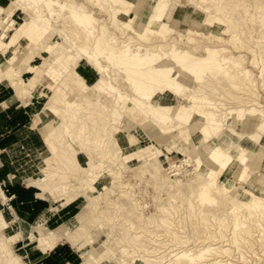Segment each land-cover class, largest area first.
I'll list each match as a JSON object with an SVG mask.
<instances>
[{
  "label": "rangeland",
  "instance_id": "rangeland-1",
  "mask_svg": "<svg viewBox=\"0 0 264 264\" xmlns=\"http://www.w3.org/2000/svg\"><path fill=\"white\" fill-rule=\"evenodd\" d=\"M31 1L36 6L41 2V0ZM58 1L60 4L55 6L54 9L52 8L50 14L47 15L48 20L50 18L56 19L58 20L60 28L61 26L68 27L69 25L67 24V26L62 25V21L59 18L66 17V15L60 16L61 10L64 9L63 5L70 4V16H72V18L74 17L72 22L77 24L76 22L78 21L81 27H84L86 38L90 39V44H88V46H92L93 43V38L90 34H93V37H95L94 40L98 37L99 43L104 41L107 42L106 48L108 50L105 53L106 57L108 55L113 56L117 54V52L113 51H116L118 47H127V45H130L131 48H135L139 47V43L141 44L140 48L143 52L144 47H147L144 41H140V38L134 31H129L130 27H127L126 31L124 28H126L125 25H131L133 29L143 32L145 29L143 26L145 25L148 28L147 32L143 35L145 38L156 35L154 39L151 38L148 40L151 41L149 42V48L154 50L152 52L158 53L159 55H167L168 59L170 58L169 56L173 54L175 59L185 62L186 65L200 68L206 60L215 63L218 60L222 61L221 58H223L225 64L220 67V69L212 68L209 63L208 65H204L205 71L202 72L200 76H197L200 74L198 70L191 72V77H189L190 73H183L184 79L191 80L189 82V84H191L189 88H196V84H200L208 88L210 93L213 92V95H216V93L219 94L217 98L225 100L226 97L224 98V92L225 96L232 97L231 94L227 93L230 88L228 80L220 77V74L223 73V69H225V72H228L232 77L231 80L238 84L240 88L237 94H235V101H239L240 103H236L235 105H244L246 104L244 102L248 104L250 103L249 101L253 100L252 103H256L259 107L241 106L242 109L246 111H255L259 116L264 113V0ZM8 2H10V0H5L1 5L6 7L5 5L9 4ZM101 2L104 4H101ZM3 7H0V17L4 16V13H2ZM19 8L20 6L17 5L15 8L16 10L14 9L15 11L12 9L11 11H14V13L12 14L11 12L9 19L0 27V32H3L4 27H6V30H4L5 32H3V38L0 37L3 43V46L0 47V53H4V51H6V53L9 52L5 44L15 33L19 24L28 16ZM78 11H83L84 14L91 15L94 19L92 21L94 27L93 33H91L90 22L87 19L81 20L79 17L77 18L74 16ZM152 16L157 20L164 19L165 27L154 26L155 22H153ZM95 20L97 21V25L95 24ZM44 40L45 43L56 42L55 46L57 47L61 43L64 45L65 42L67 45L64 50L66 54L65 58L71 56L72 49L68 47L70 42L63 40L58 32H56V36L51 38L45 36ZM79 47L83 48L84 46ZM17 49L16 54H10V56L14 58L18 57L26 48L17 45ZM31 51L34 52L35 50ZM40 53L41 54L35 53L36 55H34L33 60L30 62L33 67L35 66V70L38 69V66L43 61V57L46 56V54L48 55V53L44 54L45 51L43 53L42 50ZM186 55L188 57H184ZM25 56H27V54H25ZM194 58H198L196 64L192 62ZM13 61L14 60H10V63ZM74 61L75 66H77V64L80 65L77 67L79 73H81L80 67L82 64H84L82 68L87 72H96L97 78L91 83L87 82L89 85L94 84L99 78V60L94 59L92 61L87 60L83 56H79L76 57ZM70 63H72V61ZM233 64L237 66L240 73H243V78H239L240 76L232 72L233 70L231 67ZM169 65H171L173 71L181 74V67L175 64H166L165 66ZM66 69L69 70V65ZM35 70L24 73L21 77L22 81L27 82L31 76L34 78L33 75L35 74ZM141 70L144 71L143 68H141ZM207 78L208 81H206ZM0 82L4 83L3 81ZM5 84L6 83L3 85ZM58 84L60 88L64 90L67 97L72 94L73 90L68 86V79L66 77H62ZM177 84L179 88H184V81L178 82ZM27 86L28 84L26 85V89L28 90L27 95L23 100H28L30 97H33V95L38 96L30 98L26 106L30 116L29 125H32V130L35 132H37V130L41 132L43 138L40 135L41 133H36L41 138V145H38L37 137L32 135L26 144L24 142H17L7 149L0 150V152L5 155V158H1L3 165L7 164L8 167L12 168V172L7 175L9 180H18L24 185L30 182L31 185H35L34 187H38H36L39 192L38 195L43 197L47 196L49 202H53L56 198L51 196L50 189L60 191L61 187L54 183L64 181V176L66 178L69 177L71 182H79V186L82 189H87L88 185H97L98 189H101L103 184L100 182L99 177H87V170L93 168L86 157L78 158L80 155V147L74 143V140L80 143H87L90 148L101 152L103 160L114 168V170L108 168L107 171H104V173L110 175V180L111 182L113 180L112 183L114 186L111 189L112 193L109 194L106 192V195H113L117 199L115 202L124 199L125 196L130 197L131 201L137 204L136 206L141 212L142 219H140V223L147 224L151 228L154 224L160 225L158 228H155V233L157 232L158 237L165 242L168 255L166 259L174 258L179 251L188 248V252L191 253L190 256L192 257V261H189L188 264H228V262L231 264L230 259H227L228 253L231 254L230 257L236 258L237 261H244L243 263L238 262L239 264L264 263V239L260 236V227L264 226V198H260L261 202H258L261 204L260 209L255 207L253 210H248V212L251 211L258 218L257 220H251L247 214L235 216V210L227 206V200L229 199L227 189H223L218 184L211 187L214 192L218 194V198L214 194L213 196H209L208 199H202L201 189H191L190 194L186 196L177 189V192L174 194L176 198H169L164 190H159L154 186L148 174L145 173L144 179H140L134 174L133 170L128 169L127 171L124 169L123 163H129L132 160L133 164L131 163V165L134 166V164L139 162L140 158L149 152L158 154V158L162 161L165 171L170 178H177V180L182 182L185 181V177H190L196 170L197 165L195 164V159L203 162L206 167H208L207 164L209 163L201 160L197 153H193L196 156L194 159L187 154L189 151H184L178 136L170 134L171 137L176 136V138H178L174 140L173 137L171 138L167 135L169 133V128L167 125L164 126L162 124L165 123L168 116L166 110L157 106L152 108L160 112V115L162 114L158 116L160 118L163 117L165 119L163 121L150 117L149 115L142 117L145 112L134 105L132 101L133 96L129 95V97H127V94H125L123 105L126 112H131V114H126L125 119L122 121L115 120L111 122L89 113L90 110L84 107L82 108L81 104L76 106L79 112L74 114L73 111L69 112L65 107V105L70 106L69 103L64 102L63 105L61 102L60 107L64 115L62 116V118H64L63 120L61 119V122L63 123L62 126L65 131V139L62 134L55 135L57 131L56 128L52 129L53 132H55L54 135L58 139L59 144L60 142L62 144H60V146L64 149L63 155H61L58 148L51 150L47 146L45 136H54L49 129L43 126V123L40 122L38 118L37 125L34 124L36 113L41 111L46 102L49 101L52 90L46 86H42L39 89L34 83L31 89H28ZM96 87L106 94L105 88ZM12 89L9 87L1 88L0 90L2 93L0 97H5L9 92L11 93L14 91L12 98H22L19 93H16L15 90ZM190 90L184 89L181 93H176L175 96L177 97L180 94L187 95L190 93ZM149 92L147 96L138 97L140 101L147 102V105H149V103L152 104L148 99L153 98ZM196 94H199V92H196ZM209 97L215 96L209 95ZM209 97L206 98L208 103L213 99ZM214 102H218V100ZM84 104L86 105V103ZM0 108L5 107L1 105ZM220 108L222 109L221 111L218 112V110H220L218 107L217 110H215L216 112H214L217 115V119H220L222 112L227 113L230 110V108L223 110V106ZM100 109H105V107ZM139 114H141L140 118H138ZM172 119L174 122L181 124L180 126L189 127V122H187L189 119L184 121L182 118L180 120L173 116ZM204 122L207 126L211 124L205 120ZM225 124H227V121H225ZM258 125L259 123L249 125L242 124L236 128L237 132H235V135L227 134L235 143L231 145V147H235L237 153L243 152L236 144L243 142V139L239 138V134L242 133L245 136L253 134L256 132V126ZM220 127L221 129L218 130L216 134L210 129L209 138L214 139L213 137H216L217 134L222 133L227 128L226 125H220ZM247 127L250 129L248 130ZM258 127L261 126L259 125ZM124 132L132 133L135 137L129 136V134H125ZM90 137H93L94 140L88 143L85 139H89ZM234 137L237 139H233ZM263 138L264 132L261 131V133H259V140H256L255 143L252 142V147L255 148L254 155L258 153L259 156H263L259 161L261 166H263L264 163V154L261 152L264 148V143L261 141ZM63 142H66L67 145H63ZM121 143L123 145H121ZM71 144H73V146H71ZM240 145L246 146L243 145V143ZM61 158L63 160H61ZM57 161H61L63 167L62 171L59 169L61 171L60 174H55V171H53L56 166H54V164ZM76 164H78V167L81 166L84 168L86 172L83 173ZM171 165L178 166L179 173L177 175H173V167H171ZM245 167H249V165L245 163L243 167L240 168L241 173L246 171ZM76 169L78 173H75ZM115 170L117 172H115ZM241 176L233 177L238 180V183L236 182L234 184L235 187L239 186ZM48 177L54 178V180L49 181ZM181 177H183V179ZM94 179L95 183L92 184L91 182H93ZM224 179L225 175L222 174L217 178V181H223ZM169 181L168 183L170 185L173 184L172 180ZM246 184L247 183L244 182V185ZM98 189L95 191L94 187L91 189L88 188L87 192L97 197ZM236 192L232 193L236 195L237 200H240V198L248 200L249 197H251L253 201L257 200L254 199L257 198V194L253 195L252 193V195H250V192L245 190L242 191L240 195ZM219 195L222 197L221 199H219ZM245 196L248 198H245ZM1 197L2 201H4L2 209L7 208L6 213H4L7 218L3 220L0 214V220L3 222L0 227V264H30V260L35 255L41 254L38 246H36L37 244L44 251L43 246L35 241V236L31 234L36 222L31 223L32 225L27 239L12 236L11 233L20 228L22 222L16 217L13 208L8 204V200L3 195ZM204 201H207L209 206H218L222 204V210L219 209L213 212L209 207H205L207 205H204ZM109 202L114 212L119 210V205L111 203V201ZM84 203L85 199L79 196L71 203L74 207L70 214H66L65 216L62 215L60 219H57V222L45 224V227L53 230L57 227L59 228L64 223H66L67 226L73 225L75 223L74 221H77L78 213ZM99 206V204L96 205V210H99ZM97 215L99 217V214L94 212L91 216ZM232 216H234V218ZM96 231L100 233V236L95 233L92 240L90 238L81 239L80 242L75 243L73 246H71L72 244L70 245L69 242H66L65 239L60 240L57 244L60 250L51 253L54 258L51 259V262L54 260L56 262L59 260L63 261L64 258H68L70 264H80L84 260V256H89L91 258V255L94 254V257L101 259L108 253V249L104 248L107 232L101 231L100 225H98ZM168 232H171L174 238L170 236ZM203 238L206 239L203 240ZM165 239H167V242ZM177 239L179 240L176 241ZM193 239H197L196 243H194ZM259 240L261 241V245L258 243ZM224 243L227 244L224 245ZM166 244L168 245L166 246ZM221 250L226 252L221 254ZM119 251L121 253L125 251L129 253L130 257L128 258L129 262L127 264H132V262L138 264V262H141L140 256L150 258L145 255L147 252L141 254L139 248L134 251L129 250L130 252H128L127 249L122 247ZM222 255L225 256L222 257ZM121 260L125 261L123 254Z\"/></svg>",
  "mask_w": 264,
  "mask_h": 264
},
{
  "label": "bare ground",
  "instance_id": "bare-ground-1",
  "mask_svg": "<svg viewBox=\"0 0 264 264\" xmlns=\"http://www.w3.org/2000/svg\"><path fill=\"white\" fill-rule=\"evenodd\" d=\"M94 1L96 2V0ZM59 4L60 3L58 0H41L37 6L31 0H10L9 4L6 7H3L2 13H4V16L0 17V27H2L3 24L9 19L12 12L11 10H14L17 5L22 8L26 7L24 9L27 11L28 16L22 23H20L15 33L5 44L9 52L6 53V51H4V53H0V81H3L4 83L13 87L15 92L19 93L22 98H26L28 91L26 89L27 84L28 89H31L32 84L34 83L39 89L42 86H46L52 90L49 101L46 102L44 107L37 113L36 116L39 121L43 123V126L49 129L51 134L54 135L55 132H53L52 129L56 128L57 131L55 135L62 134L64 139L65 131L63 130V123L61 122V119L63 120L64 118H62V116L64 115L62 114V108L60 107L61 102L63 105L64 102L70 104V106L65 105L69 112L73 111L74 114H77L79 111H77L76 106L81 104L82 108L84 107L90 110L89 113L95 114L98 117H102L103 119H107L111 122L115 120L122 121L125 119L126 114H131V112H126L123 105L125 94H127V97H129V95L133 96L132 101L134 105L145 112L142 117L149 115L150 117H154L155 119H160L163 121L165 119L163 117H159L162 114L160 115V112H158L156 109H152L155 106L163 108L166 110L168 116L165 120V123H161L164 126L167 125L169 128V133L167 135L169 137H171L170 134L178 136L181 140V147L184 149V151H189L187 154L192 156L194 159L196 156L193 153H197L201 160L207 161L209 163L207 164L208 167H206L203 162L195 159V164L197 165L196 170L190 177H185V181L182 182L177 180V178H170L165 171L162 161L158 158V154L149 152L140 158L139 162L134 164V166L131 165V163L133 164L132 160L129 163H123L124 169L127 171L128 169L133 170L134 174L140 179H144L145 173L148 174L150 176V181H152L154 186L159 190H164L167 194V197L169 198H176L174 194L177 192V189L185 196L190 194L191 189H201L203 196L202 199H208L209 196H213L214 194L218 198V194L214 192L213 188H211L213 185L218 184L223 189H227V194L229 195L227 206L230 207V209L233 208V210H235V216L247 214L251 220H257L258 218L256 215L251 211L248 212V210H253L255 207L258 209L261 208V204L258 202H261L260 198H264V163L263 166L259 164V161L263 156H259L257 152V155H254L255 148L252 147V142L255 143L256 140H259V133H261V131L264 132V113L259 116L255 111H246L245 109H242L241 106L259 107V105H256V103H252L253 100L249 101L250 103L248 104L247 102H244L246 103L244 105H235L236 103H240L239 101H235V94H237L240 88L238 84L231 80L232 77L228 72H225V69H223V73L220 74V77L228 80L230 88L228 89L227 93L232 95V97H227L225 96L224 92V98L226 97L225 100L217 98L219 94L216 93V95H213V92L210 93L208 88H205V86L200 84H196V88H189L191 85L189 82L191 80L184 79V76L182 75L183 73L187 72V74L190 73L189 77H191V72L198 70L200 74L197 76H200L201 73L205 71L204 65H208L209 63L211 64L210 66L212 68L220 69V67L224 66L225 64L223 62V58H221L222 61L218 60L215 63H211L210 61L206 60V62H203V66L200 68H194L193 66L186 65L185 62L175 59L173 54H171L169 56L170 58L168 59L167 55H159L158 53L152 52L154 50L149 48V42L151 41L148 40L151 38L154 39L156 35L145 38L143 35L148 30L145 25H142L145 28L143 32L133 29L131 25H125L126 28H124L126 31L127 27H130V30H128L134 31L140 38L139 40L144 41V44H146L147 47H144L143 52L140 48L141 44L139 43V47L135 48H131L130 45H127V47H118L116 51L112 50L113 52H117V54L113 56L108 55L106 57L105 53L108 50L106 48L107 42L103 40L104 42L99 43L98 37L96 40H94L95 37H93V34H90L93 38V43L92 46H88V44H90V39L86 38L84 27H81L80 22L78 21L76 22L77 24L72 22L74 17L72 18V16H70V4L63 5L64 9L61 10L60 16L66 15V17L59 18L62 21L61 24H67L69 25L68 27L61 26L60 28L58 20L53 18L48 20L47 15L50 14L52 8L54 9V7ZM101 4L104 3L101 2ZM74 16L77 18L79 17L81 20L87 19L90 22V28L92 30L91 33H93L94 27L92 21L94 19L91 17V15H86L83 13V11H78ZM152 18L153 22H155L154 26L165 27L164 19L157 20L154 18V16H152ZM95 24L97 25V21ZM4 30H6V27H4L3 32H5ZM3 32H0L1 38H3ZM56 32L59 33L63 40L70 42L68 47L72 49V53L68 58H65L66 54L64 53L66 48L65 46H67L65 42L64 45L61 43L58 47L55 46L56 42H44L45 36L49 38L54 37L56 36ZM22 35H25L24 39ZM20 42H24L23 46H27L28 48H26V50L29 49L32 54L26 57V51H24L21 53V57L18 56L14 58L10 56V54H16L18 50L17 45H21ZM2 44V40L0 39V47L3 46ZM79 46L84 47L82 48ZM31 50H35L34 52L38 54H41L40 51L42 50L43 53L45 51L44 54L48 53V55L46 54V56L43 57V61L38 66V69L35 70V74L33 75L35 79L31 77L26 82L22 81L21 77L23 72L30 69L29 63L31 60H33L32 58L34 54V52ZM79 56H83L87 60H99V78L94 84H87L76 72L74 59ZM184 57L188 56L186 55ZM10 60L14 61L10 63ZM71 61L72 63H70ZM192 62L196 64L198 62V58H194ZM166 64H175L176 66L181 67V74L173 71L171 65L165 66ZM68 65L69 70L66 69ZM141 68H143L144 71L141 70ZM231 69L233 70L232 72L234 74L240 76L239 78H243V73L239 72L235 64L232 65ZM62 77H66L68 79V86L73 90L69 97H67L64 90H62L58 84L60 83V79ZM183 81L185 84L184 88H179L177 83ZM206 81H208V78ZM96 86L105 88L106 94L98 90ZM184 89H191L190 93L187 95L180 94L177 97L175 96L176 93H181L184 91ZM77 92L78 94L80 93V96L77 94ZM148 92L151 93V97H153L148 99L152 103H149V105H147V102L140 101L138 99L139 96H147ZM196 92H199V94H196ZM209 95L215 97H209ZM208 97L210 99L213 98L210 103L206 101V98ZM213 100H218V102H214ZM84 103H86V105ZM220 105L223 106V110L226 108H230V110L227 113L222 112L220 119H217V115L214 112H216L215 110H217L218 107L220 109L218 112L222 110ZM104 107L105 109H100ZM140 115L141 114H139L138 118L141 117ZM172 116H178L184 121H186L188 118L189 121L187 122H189V127L187 128L185 126H180L181 124L174 122ZM204 120L211 124L207 126ZM225 121H227V124H225ZM257 123H259L261 127H258L259 125L256 126L257 128L255 133L247 136L242 133H238L239 138L243 139V142L239 143H243V145L246 146H241L239 143H236L237 146L243 151L242 153H237L236 148L231 147V145H234L235 143L228 135H235V132H237L236 128L242 124L249 125ZM220 125H226L227 128L222 133L217 134L216 137H213L214 139L209 138L210 129L216 134L218 130L221 129ZM247 129L249 130L250 128L247 127ZM124 133L135 137L132 133ZM55 135L53 137H51V135L45 136V141L49 149L53 150L58 148L60 154L63 155L64 149L60 146L61 142L59 144V141ZM176 136H172L174 140L178 139ZM233 139L237 138L234 137ZM85 140L90 143L94 139L93 137H90L89 139ZM261 141L264 143V138ZM74 143L80 147V155L78 158L86 157L93 168L87 170V177H99V180L103 186L101 189H98L97 185H88L87 189H82L79 186V182H71L70 178H66L65 176L64 181H58V183H54L61 188L60 191L50 189L51 196L56 197L53 209L64 205L69 202V200H74L79 196H82L85 199V203L78 213L77 221L74 219L75 223L71 226H67V224L64 223L58 229L52 230L46 228L42 223L43 221L41 220V222H39L37 226L32 229L31 234L35 236V241L43 246L44 251H50L61 239H65L72 245L80 242L81 239L90 238L92 240V237L95 235V233L100 236V233L96 231L98 225H100L101 231L107 232V237L105 240L106 244L104 248L108 249V253L101 259L94 257L95 254L91 255V258L89 256H84V260L80 264H127L129 262L128 258L130 255L126 251L121 253L119 250H121L122 247L127 249L128 252L134 251L137 248L141 250V254L147 252L145 255L147 257L149 256L150 258H144L143 256H140L141 262H138V264H188L189 261H192V257L190 256L191 253L188 252V248L179 251V253L174 258L166 259L168 255L165 248V242L161 240L160 237H158L157 232L155 233V228H158L160 225L154 224L152 225L154 228H151L147 224L140 223L139 221L142 219L141 212L139 211V208H137V204L131 201L130 197L125 196L124 199L115 202L117 199L113 195L107 196L106 192L111 194V189L114 186L112 183L113 180L112 182L110 180V175L104 173V171H107L108 168H112L114 170V168L110 166V164L106 163L105 160H103L101 152L90 148L87 143H80L76 140H74ZM63 145H67V143L63 142ZM121 145L123 144L121 143ZM71 146H73V144H71ZM261 152L264 154V148L261 150ZM61 160L63 159L61 158ZM245 163L248 164L249 167H245L246 171L241 173L240 168L243 167ZM76 165L78 167V164ZM54 166V173L60 174L63 168L61 161H57ZM171 167H173V175H177L179 173L178 166L171 165ZM78 168L83 173L86 172L81 166ZM115 172L117 171L115 170ZM75 173H78L77 169ZM222 174L225 175V179L218 182L217 178ZM237 176L241 177L239 180V186L235 187L234 184L238 180L233 177ZM183 177L181 178L183 179ZM228 178H231L232 180ZM48 180H54V178L48 177ZM169 180H172L173 184L170 185L168 183ZM244 182L247 184L244 185ZM91 183L94 184L95 179ZM92 187H94L95 191L98 189L97 197H94L92 194L87 192L88 188L91 189ZM244 190L249 191L250 195H252V193L253 195L257 194V198H254L257 200L253 201L251 200V197L248 198L247 196H245V198H248V200L241 198L240 200H237L236 195L232 193L238 191L236 193L240 195ZM211 192L214 193L210 194ZM221 198L222 197L219 195V199ZM109 201L119 205V210L114 212L112 207L109 205ZM207 203V201H204V205H207L205 207H209V209L213 212L219 209L222 210V204H219L218 206H209ZM98 204L100 205L99 210H96V205ZM94 212H97L99 217L98 215L91 216L94 214ZM232 217L234 218V216ZM2 224L3 222L0 220V227ZM21 224V227L14 230L11 234L15 237L27 239L30 233V227L26 223L22 222ZM260 228V236L264 239V226ZM168 233H170V236L174 238L171 232ZM205 239L206 238H203V240ZM165 240L167 242V239ZM178 240L179 239L176 241ZM196 240L197 239H193L194 243H196ZM242 241L246 242L244 240ZM258 243L261 245L260 240ZM226 244L227 243H224V245ZM167 245L168 244H166V246ZM225 252L226 251L223 250L220 251L221 254ZM122 254L125 261L121 260ZM223 256L225 255H222V257ZM230 256L231 254L228 253L227 259H230L231 264H239L238 262H244L237 261L236 258H232ZM132 264L134 263L132 262Z\"/></svg>",
  "mask_w": 264,
  "mask_h": 264
},
{
  "label": "crops",
  "instance_id": "crops-1",
  "mask_svg": "<svg viewBox=\"0 0 264 264\" xmlns=\"http://www.w3.org/2000/svg\"><path fill=\"white\" fill-rule=\"evenodd\" d=\"M2 2H5V0H0V7H3L1 5ZM19 9L23 13L28 14L24 8L20 7ZM14 11L12 12V14L14 13ZM24 37L25 35L23 36V39ZM20 44H21L20 46H23L24 42H20ZM24 47L28 48L27 46ZM24 51H27L26 52L27 56L32 54L29 51V49L28 50L25 49ZM34 55L36 54L34 53L33 57ZM83 65L84 64H82V66ZM78 66L80 65L77 64V66H75V70L86 83L87 82L91 83L97 78L96 72L95 73L92 71L87 72L85 69L82 68V66L80 67L81 73H79L77 71ZM29 67L30 69H28V71L23 72V74L35 70V66L33 67L31 63H29ZM3 84L4 83L0 84V89L1 88L3 89V87H9L12 89L10 85L8 84L3 85ZM1 93L2 92L0 90V94ZM13 94L14 91H12L11 93L9 92L8 95L5 97H0V106L3 105L5 107V108H0V150L7 149L12 144L17 142H24L26 144L28 143L29 138L32 135H35L37 137L38 145H41V138L40 136H38V134H36V133L40 134L41 132H39L38 130L37 132L32 130L33 129L32 125H29L30 116L28 113V108L26 107L28 105V100H30V98L38 97V96L33 95V97H30L28 100H23L24 98H20L21 99L20 100L19 98H12ZM36 115L34 120L35 125H37L38 123ZM176 118L181 120V118H179L178 116ZM187 120L188 118L186 119V121ZM40 135L43 138L42 133ZM1 158H5V155L4 153L0 152V214H2L3 220L7 218L4 215V213H6L7 211L6 210L7 208L2 209V205L4 204V201H2L1 199L2 195L8 200V204L10 205V207L13 208L16 217L21 222L28 224L30 229L32 225L31 223L33 222H36L34 224L35 227L42 220L43 221L42 223L45 226V224L57 222V219H60L62 215L65 216L66 214H70L72 212L74 205H72L71 203H73L75 199L53 209L55 200L53 202H49V200H47V196L43 197L38 195L39 192L37 186H36L37 188L34 187L35 185H31L30 182L24 185L21 184L18 180H9L7 175L12 172V168L8 167L7 164L3 165V163L1 162ZM57 244L54 246V248H52L48 252H44L41 249V247L37 244L36 246H38V249L39 251H41V254L35 255L30 260V264H70L68 258H64L63 261L59 260L56 262L54 260L53 262H51V259H54L51 253H55L56 251L60 250Z\"/></svg>",
  "mask_w": 264,
  "mask_h": 264
}]
</instances>
